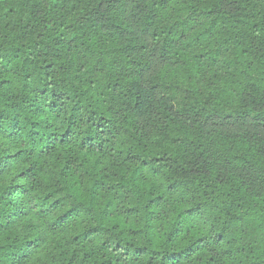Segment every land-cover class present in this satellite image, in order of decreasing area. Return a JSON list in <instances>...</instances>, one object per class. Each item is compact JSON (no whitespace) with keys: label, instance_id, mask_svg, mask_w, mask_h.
<instances>
[{"label":"trees","instance_id":"obj_1","mask_svg":"<svg viewBox=\"0 0 264 264\" xmlns=\"http://www.w3.org/2000/svg\"><path fill=\"white\" fill-rule=\"evenodd\" d=\"M0 264H264V0H0Z\"/></svg>","mask_w":264,"mask_h":264}]
</instances>
